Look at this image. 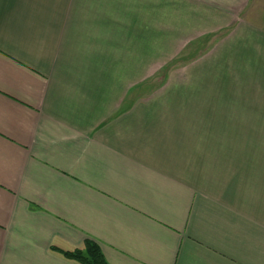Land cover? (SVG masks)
I'll return each instance as SVG.
<instances>
[{"label": "crops", "instance_id": "0c3cea01", "mask_svg": "<svg viewBox=\"0 0 264 264\" xmlns=\"http://www.w3.org/2000/svg\"><path fill=\"white\" fill-rule=\"evenodd\" d=\"M225 108L264 123V0H0V264H264Z\"/></svg>", "mask_w": 264, "mask_h": 264}, {"label": "rangeland", "instance_id": "374dc122", "mask_svg": "<svg viewBox=\"0 0 264 264\" xmlns=\"http://www.w3.org/2000/svg\"><path fill=\"white\" fill-rule=\"evenodd\" d=\"M223 35V32H221ZM208 37V38H207ZM203 37V41L200 42V39H195L189 45L186 43L184 45L183 51L180 55L170 63V67L179 66L183 62H192L196 59H199L200 56L206 53V51L214 44L216 41V36H207ZM215 39H213V38ZM202 40V39H201ZM168 66L164 69L163 72L167 71ZM163 72H161L163 74ZM161 76L149 77L146 80L150 79V82L158 84L157 81ZM155 91L151 86L149 93ZM223 114L226 116L225 119L230 121H235L234 123H223L219 125H209V133H214L215 138L213 141L216 145H221L222 143L240 149V155L235 156V160H238L242 163L253 162L254 159H262L264 162L263 155L259 151L264 149V123L251 124L248 122H243L245 115L243 114L240 117L237 114L230 112V109H224ZM253 116L249 117L247 120L252 121ZM220 138V139H218ZM244 149V150H243ZM216 158V157H214Z\"/></svg>", "mask_w": 264, "mask_h": 264}, {"label": "trees", "instance_id": "16d2710c", "mask_svg": "<svg viewBox=\"0 0 264 264\" xmlns=\"http://www.w3.org/2000/svg\"><path fill=\"white\" fill-rule=\"evenodd\" d=\"M59 253L68 260L77 262L78 264H107L100 248L92 243L85 242L82 249L73 251H59Z\"/></svg>", "mask_w": 264, "mask_h": 264}]
</instances>
